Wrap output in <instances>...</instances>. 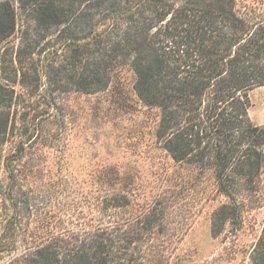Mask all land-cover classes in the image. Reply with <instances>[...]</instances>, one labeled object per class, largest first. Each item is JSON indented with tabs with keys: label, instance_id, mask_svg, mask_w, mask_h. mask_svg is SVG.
<instances>
[{
	"label": "trees",
	"instance_id": "trees-1",
	"mask_svg": "<svg viewBox=\"0 0 264 264\" xmlns=\"http://www.w3.org/2000/svg\"><path fill=\"white\" fill-rule=\"evenodd\" d=\"M18 2L26 28L11 64L6 55L0 57V135L13 122V95L3 90L25 85L32 71L39 78L44 73L60 90L90 93L107 89L112 73L130 66L138 96L161 110L158 137L164 147L177 161L212 165L220 191L230 199L214 212L213 234L233 222L239 204L227 181H253L263 161L257 149L264 145V125L251 120L248 92L264 85V8L242 0ZM18 18L14 4L0 0V40L16 32ZM41 42L43 48L54 47L58 57L45 70L31 63ZM119 196L107 197L117 202ZM8 197L13 214L1 226L0 251H10L5 238H18L25 230L19 199L12 192ZM120 206L114 202L104 209ZM153 228L149 216L125 229L108 220L105 226L74 231L70 240L56 236L9 264H165L156 250L150 253L158 238H136ZM251 258L264 264V229Z\"/></svg>",
	"mask_w": 264,
	"mask_h": 264
},
{
	"label": "rangeland",
	"instance_id": "rangeland-1",
	"mask_svg": "<svg viewBox=\"0 0 264 264\" xmlns=\"http://www.w3.org/2000/svg\"><path fill=\"white\" fill-rule=\"evenodd\" d=\"M8 1L18 12V27L0 40V57L6 55L11 64L26 22L18 0ZM242 2L264 8V0ZM43 43L30 61L40 70L58 58L54 47ZM135 80L126 65L112 73L105 90L63 91L34 70L25 85L3 90L13 95V122L0 135V235L13 214L12 192L24 210L19 220L28 238H5L11 248L0 251V264L56 236L70 240L74 231L105 226L108 220L125 229L144 216L154 228L136 238H158L150 253L156 250L165 264H253L252 251L264 229V145L257 149L263 161L253 181H227L239 212L214 235V212L230 201L219 189L215 169L172 157L158 137L161 110L141 100ZM248 94L251 120L264 125V85ZM113 194H120L117 202L108 199ZM114 202L121 206L104 209Z\"/></svg>",
	"mask_w": 264,
	"mask_h": 264
}]
</instances>
